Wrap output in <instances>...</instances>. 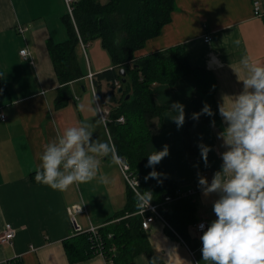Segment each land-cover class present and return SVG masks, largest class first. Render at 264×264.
<instances>
[{"label":"crops","instance_id":"0c3cea01","mask_svg":"<svg viewBox=\"0 0 264 264\" xmlns=\"http://www.w3.org/2000/svg\"><path fill=\"white\" fill-rule=\"evenodd\" d=\"M255 1H260L264 13V0H175L171 23L160 36L149 40L137 56L183 45L194 67H204L215 75L219 108L244 91L243 82L250 72L240 62L243 56L264 66V17H254ZM66 14L65 0H0V77L8 87L0 94V113L6 117L5 122L0 120V235L8 224L17 230L13 245L0 244V264L12 261L70 264L64 241L74 236L75 229L68 209L76 205L83 207L76 220L83 230H88L91 226L106 225L127 201V185L119 166L103 157H96L99 171L94 181L74 184L63 192L31 178L40 163L43 146L57 134L62 136L70 127L92 131L87 128L88 123L102 120L95 88L88 79L90 70L98 74L112 67L100 40L88 46L92 59L88 58L86 65L81 56L82 69L87 75L71 84L74 99L62 109L54 107L59 82L47 41L67 39L62 24ZM19 26L27 29L24 34L18 31ZM207 35L211 37L210 43L205 42ZM237 40L239 46L234 43ZM26 47L31 52L32 63L20 55ZM194 89L192 77L182 79L175 87L155 84L154 100L165 108V113L162 119H152L149 127L156 150L169 146L170 154L161 162L164 173L180 188L196 192L198 222H206L208 226L215 219L212 206L219 197L205 196L198 182L200 177H205L211 183L213 174L221 170L222 154L229 150L223 136L228 125L221 116L218 124L198 123L192 127V147L200 151V145L209 148L207 166L201 152L199 156L186 152L184 132L192 113ZM107 90V84L103 83L102 91ZM174 102L184 106L182 127L169 118L177 115L171 109ZM107 136L102 122L95 128L93 137L108 141ZM105 174L110 179L107 185L99 183ZM146 233L159 264H203V245L195 248L185 245L161 221L156 220ZM190 233L197 243L201 241L194 227H190ZM75 264L107 262L102 256H95ZM130 264H149V259L139 255Z\"/></svg>","mask_w":264,"mask_h":264},{"label":"trees","instance_id":"16d2710c","mask_svg":"<svg viewBox=\"0 0 264 264\" xmlns=\"http://www.w3.org/2000/svg\"><path fill=\"white\" fill-rule=\"evenodd\" d=\"M175 10V0H76L73 15L67 11L62 17L67 39L57 42L50 38L47 48L59 82L54 107L62 109L74 99L71 84L87 75L81 64V43L88 48L91 42L101 41L112 67L95 74L94 88L101 107L110 110L108 131L112 142L119 156L140 180L141 191H151L155 204L172 199L166 203L165 219L187 244L195 248L198 243L191 236L190 227L199 223L196 192L189 194V190L180 188L164 173L161 162L154 166L155 169L146 167L148 155L156 150L149 122L162 119L165 113V108L154 100L155 84L175 87L184 78L194 80L192 113L187 118L184 132V147L188 154L199 156L201 152L191 145L192 127L198 123L215 125L221 121L216 101L217 79L212 71L194 67L183 45L137 56L149 40L160 36L163 28L171 23ZM120 71L125 72L126 82ZM116 82L120 83L121 94ZM103 83L107 84L106 92L102 91ZM7 90L6 81L0 77V94ZM205 104L211 115L203 113ZM194 114L200 115L194 118ZM121 117L125 119L124 123L118 122ZM153 170L160 174L159 179H146ZM35 174L31 175L34 182ZM138 210V199L127 186L124 208L99 230L106 260L112 259L113 264H130L143 254L149 262L156 257L147 233L142 229L143 216L137 215ZM64 248L70 264L99 256L94 240L87 233L67 239Z\"/></svg>","mask_w":264,"mask_h":264},{"label":"clouds","instance_id":"9594fccd","mask_svg":"<svg viewBox=\"0 0 264 264\" xmlns=\"http://www.w3.org/2000/svg\"><path fill=\"white\" fill-rule=\"evenodd\" d=\"M234 43L239 46L240 41ZM240 62L250 72L243 82L244 91L234 101L219 106L228 125L223 136L229 150L222 154L221 170L213 174L211 183L205 177H200L198 182L205 196L217 194L219 197L212 206L215 219L206 230L203 224L198 225L203 232L200 237L203 264H264V66L252 62L248 56H243ZM171 109L177 115L169 118L182 127L184 106L174 102ZM203 113L212 114L207 104ZM199 115L194 114V118ZM102 122H89L87 128L92 131L85 127L67 128L62 136L57 134L46 143L35 181L63 192L74 184H87L97 178L96 157L119 166L123 157L115 145L93 137L95 128ZM200 148L207 166L209 148L203 145ZM169 154L168 145L162 151L154 150L148 155L146 167L155 169ZM159 176L153 170L146 179H159ZM99 183L109 184L108 175H102ZM152 197L151 191H143L137 198L149 207ZM149 264H158L157 258L153 257Z\"/></svg>","mask_w":264,"mask_h":264},{"label":"built area","instance_id":"2783aa9c","mask_svg":"<svg viewBox=\"0 0 264 264\" xmlns=\"http://www.w3.org/2000/svg\"><path fill=\"white\" fill-rule=\"evenodd\" d=\"M75 2H76V0H65L66 6H67V11L71 16L73 15V5ZM254 17L255 18L264 17V13L262 12L260 1L254 2ZM26 30L27 29L24 27H21V26L18 27V31L21 34H24L26 32ZM204 39H205L206 43L211 42L210 35L205 36ZM81 46H82L83 50L85 51L86 46L84 45V43H81ZM20 55L23 57L24 60L30 61L31 63L33 62L32 61V55H31V52L29 51L28 47L23 49L20 52ZM94 78H95V74L90 70L89 75H88V79L90 80L93 88H94ZM119 84H120L119 82H116V86L118 89L120 88ZM97 104H98V107L100 109L102 120H103V122L107 128V134L109 136L110 142L113 144L112 138H111L109 131H108V123L110 122V110L108 108L101 107L98 98H97ZM0 120L2 122L6 121L5 115H3L2 113H0ZM118 122L124 123L125 119L123 117H121L118 120ZM119 168H120V171L124 177L126 185L136 195V197H139L141 195V193L143 192V191H141L140 180L133 174L130 166L125 162V160H123L121 162V164L119 165ZM188 193L193 194V193H195V191L189 190ZM170 202H172V199L167 198L166 203H170ZM166 203L155 204L153 201H151V205L148 207L147 205H142L141 202L138 200L139 210L137 212V215L143 216L142 229L144 231H148L151 227V224H153L156 220H159L164 225H166L171 230V232H173L178 237V239L182 243L187 245V243L183 240V238L181 236H179L178 233L170 227L167 220L165 219L164 212L167 209ZM83 211H84L83 207L79 206V205L70 207L68 209V214L71 217V220H72V223H73V226L75 229L74 235H80V234H85V233L89 234L91 239H93L95 244H96V248H97L96 250L98 251L99 256H102L105 259V261H107V264H113L112 259H110L109 261L106 260V257H105L104 252H103V243H102V240H101V237L99 234V230H100L101 226H91L88 230H83L79 226V224L77 223L76 215L81 214ZM200 224H203L204 230H206L207 229V223L206 222H199L194 227L195 231L201 236L203 234V232L198 227V225H200ZM16 235H17V230L13 227V225L12 224L6 225L3 233L0 235V244L4 245V246L13 245V241L15 240ZM109 237H111V236H109Z\"/></svg>","mask_w":264,"mask_h":264},{"label":"rangeland","instance_id":"374dc122","mask_svg":"<svg viewBox=\"0 0 264 264\" xmlns=\"http://www.w3.org/2000/svg\"><path fill=\"white\" fill-rule=\"evenodd\" d=\"M104 53H106V52H104ZM81 56H82L83 61H84L85 65H86V63H87V59H88V58L92 59V53H91V50H89V47L86 48L85 51L82 50V52H81ZM107 57L110 58V56L108 55V53H107ZM107 138H109V137L107 136ZM108 141H110V139H108ZM201 245H202V242L199 241L197 246L199 247V246H201Z\"/></svg>","mask_w":264,"mask_h":264},{"label":"water","instance_id":"95a60500","mask_svg":"<svg viewBox=\"0 0 264 264\" xmlns=\"http://www.w3.org/2000/svg\"><path fill=\"white\" fill-rule=\"evenodd\" d=\"M119 74H120V76H121L122 78H124V79H123V82H126V79H125L126 74H125V72H124V71H120ZM118 93L121 94V93H122V89H119ZM129 98H130V96H127V99H129ZM139 177H141V175H139Z\"/></svg>","mask_w":264,"mask_h":264}]
</instances>
